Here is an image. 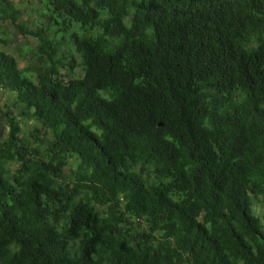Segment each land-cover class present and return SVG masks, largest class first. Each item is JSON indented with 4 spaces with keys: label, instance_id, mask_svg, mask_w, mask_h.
<instances>
[{
    "label": "trees",
    "instance_id": "trees-1",
    "mask_svg": "<svg viewBox=\"0 0 264 264\" xmlns=\"http://www.w3.org/2000/svg\"><path fill=\"white\" fill-rule=\"evenodd\" d=\"M0 91V264H264V0H0Z\"/></svg>",
    "mask_w": 264,
    "mask_h": 264
},
{
    "label": "rangeland",
    "instance_id": "rangeland-1",
    "mask_svg": "<svg viewBox=\"0 0 264 264\" xmlns=\"http://www.w3.org/2000/svg\"><path fill=\"white\" fill-rule=\"evenodd\" d=\"M20 10H23V5L18 6ZM23 16L28 21H32L35 19L36 15L32 13V10L29 8L24 11ZM3 30L5 33L2 35V38H6L9 42L10 47H6L5 50L7 52H10L15 58L17 59L18 65L20 67H24L27 64V61L23 58L22 53H25L26 46L28 43H30V40H25L24 37L20 36V33L17 29H15L11 23H3ZM7 93L0 91V108L3 107L4 103L7 100ZM34 123L32 120H29L27 123H23V127L26 128H32ZM3 125L0 122V127ZM6 128L1 130L0 132V139L5 136Z\"/></svg>",
    "mask_w": 264,
    "mask_h": 264
},
{
    "label": "water",
    "instance_id": "water-1",
    "mask_svg": "<svg viewBox=\"0 0 264 264\" xmlns=\"http://www.w3.org/2000/svg\"><path fill=\"white\" fill-rule=\"evenodd\" d=\"M1 128V127H0Z\"/></svg>",
    "mask_w": 264,
    "mask_h": 264
}]
</instances>
